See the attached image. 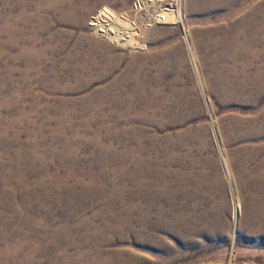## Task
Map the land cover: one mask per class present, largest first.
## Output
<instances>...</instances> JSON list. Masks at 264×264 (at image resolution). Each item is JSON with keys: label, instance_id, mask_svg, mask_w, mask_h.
I'll return each mask as SVG.
<instances>
[{"label": "rangeland", "instance_id": "374dc122", "mask_svg": "<svg viewBox=\"0 0 264 264\" xmlns=\"http://www.w3.org/2000/svg\"><path fill=\"white\" fill-rule=\"evenodd\" d=\"M56 1L49 14L32 8L24 12L29 34L38 30L35 46L48 51L27 76L14 74L19 88L5 69L7 58L0 60V250L14 248L27 236L17 260L12 263L3 257L0 264H125L128 258V264H264V222L243 218L251 191L240 170L248 154L257 156L251 169L264 157V84L249 82L238 90L221 80L228 72L225 38L237 29L231 20L238 18V7L249 8L254 0H161L156 5L147 0ZM143 2L148 7L137 8ZM104 6L136 27L137 43L143 48L130 49L94 32L90 19ZM0 8H4L1 3ZM167 8L174 9L177 18L157 22L156 14ZM253 48L264 53V44ZM142 52L151 56L150 66L139 76L146 84L148 75L153 92L148 98L154 110L141 115L145 105L138 102L126 108L131 120L113 121L117 107L104 95L95 101L92 92L121 75L131 57ZM67 55H75L78 62L69 64L82 66L85 59L96 58L103 63L111 60L116 68L100 80H92L83 69L72 77L61 69L56 70L58 76L50 71L52 63L61 64ZM260 60L264 61V54L255 64ZM74 105L70 111L68 106ZM151 138L157 148L163 144L167 152L176 153V164L166 167L170 184L183 187L197 178L213 194L218 228L203 229L196 222L197 232L157 231L164 244L151 238V224L142 222L146 209L151 219ZM162 152L154 153L163 159ZM115 170L122 175L114 186L110 178ZM176 170L187 177L176 176ZM113 188L124 194L116 198L109 215L106 198ZM131 205L137 208L133 213L137 226L124 235L118 232L114 216L120 207ZM58 238L66 239L65 247ZM29 247L36 249L32 261L25 256Z\"/></svg>", "mask_w": 264, "mask_h": 264}, {"label": "bare ground", "instance_id": "6f19581e", "mask_svg": "<svg viewBox=\"0 0 264 264\" xmlns=\"http://www.w3.org/2000/svg\"><path fill=\"white\" fill-rule=\"evenodd\" d=\"M147 1L150 4L156 5L161 0H147ZM198 1L203 2V0H198ZM232 1H234V0H232ZM56 2H57L56 0H0V3L4 7V8H0V15L2 13H3L2 15H5V18H4L5 20L3 23L4 28L0 29V37L3 38V40L0 42L1 43L0 44V60L2 57L7 58V63L4 65V66H6V65L7 66H6V68L5 67L4 68L7 70V73L10 77V80H12L13 84H15L14 74L16 72L21 74L19 76H22V75H23V77L27 76L28 72L34 70V68L37 69V67H35L36 64L38 62H40V60L42 59L41 57L44 54V51H46V50L48 51V49H46L47 47L45 49H37V47L35 46V44H36L35 33L38 30L35 29V32L33 34H29L30 32L27 30V23L29 22V18L26 17V15L24 13L25 10L27 8H32V9H35V11H37V12L38 11H44V12H47L49 14L50 11H52L53 8L55 9V7L58 5ZM143 6L146 9L148 7L147 2H143V3H141V5L137 4V8H143ZM244 8L243 7L237 8L236 11H237V13H239L238 18L237 19L235 18V21L231 20L233 22L231 24V26H234V27L236 26L237 29L231 31L230 35L226 36V38H225L226 39V47H225L226 50H225L224 56H226L227 59H229L227 62V65H225L226 66L225 68H227L228 72L226 71L227 73H224L223 75L221 74L222 75L221 80L226 82L227 87L229 89L231 87H235V89L238 88V90L244 89L245 86H247V84L249 82H253V83L259 82V84L261 86H263V84H264V63H263L264 61H261L262 60L261 59L260 63L258 61V63L255 64V61H257V59L260 58L261 55H263L264 53H262L263 50L260 48L259 49L253 48L254 46L256 47V45L264 44V0H254V2L250 4L249 8H247V7H246V9H244ZM164 11L162 13L156 14L155 20L157 22H166L168 19H169V21H171V20L173 21L175 18H177L176 16H174L175 15L174 9L167 8ZM47 24H50V23H47ZM90 24L94 27L95 33H97L98 35L106 37L111 42L127 46L130 49L137 48V47L138 48L144 47L143 44L137 43V37L135 36V34L137 32L136 27L130 25V23L127 21V19L124 18V16L122 17L119 14L118 15L115 14L114 10H112L108 6H104L98 12L97 15L93 16L90 19ZM253 28H254V32H253ZM248 30L252 31L253 33H249ZM136 44H138V45L136 46ZM46 46H48V45H46ZM92 49H93V46H92ZM53 51H52V53H53ZM69 52H67V54H69ZM54 55H55V53H54ZM73 56H75V55H73ZM73 56L67 55L64 60L62 59L63 61H62V63L60 62L61 64H58L57 61H55L54 64L52 63V65L50 67V71H52L53 73H57L56 75L58 76V72L56 70L61 69L63 71V73L65 72L67 74V76L70 74L73 76H79L78 70L83 69L84 71L88 72L91 79L94 78V79L100 80L102 78L104 79V77H107L110 70L113 71L116 68L115 62L110 60V62L105 61L106 63H103L101 61H98L96 58H94L96 60H94L93 58L92 59H85L84 64L82 66L75 65L78 62H77V60L76 61L74 60ZM150 58H151V56H149L147 53H144V52L135 53L131 57L130 62H128L129 64L127 65V67L125 66L126 69L123 70L121 75L115 77L110 82L108 81L109 83L107 82L106 85L97 88L95 92H92L93 93L92 98H96L95 101L97 100V96L104 95V96H107L106 101L108 103H111L112 105L117 107L116 114L114 116H112L113 121H119V120L129 121V120H131L132 116H130L128 110L134 104H136L138 102L145 105V106L141 107L143 109V111L141 112V115L144 114L146 111L151 112V109L154 110L153 100H152V98H148L149 94H151V95L153 94V92L151 90L150 83H147V82H149L148 81V75L147 76L145 75L146 76L145 78L147 81V82H145L146 84H143L141 82V80H140L141 76H139L140 71L146 69V66L149 65ZM73 60L75 61V64H69V61L71 63V62H73ZM79 63H80V61H79ZM254 65L256 66L255 68H254ZM43 66H44V64H43ZM36 73H38V72L36 71ZM38 75H39V73H38ZM62 75L63 74H61V76ZM231 76L236 78V82L233 81ZM76 78H78V77H76ZM81 80H82V78H81ZM233 83L236 84L237 86L236 85L233 86ZM15 86L18 87L17 84H15ZM58 87H59V84H58ZM249 90H251V89H249ZM13 98H15V97H13ZM87 98H89V97H87ZM103 98H105V97H103ZM10 99L11 98H9V100ZM66 99H67V97H66ZM99 99H100V97H99ZM77 101H79V99ZM81 102H83V101H81ZM7 103H8V101H7ZM99 104H100V102H99ZM76 106H78V105H76ZM55 107L57 108V106H55ZM74 107H75V105L74 106H68L70 111L74 110L75 109ZM104 107H105V105H104ZM111 107H113V106H111ZM58 108H59V106H58ZM105 108H107V107H105ZM88 110H89V108H88ZM114 111H115V109H114ZM91 113L92 112L90 111V114ZM20 116L24 117L22 115H20ZM21 117H19V118H21ZM262 120L264 121V115L262 116ZM13 121H14V119H13ZM18 122H15V123L18 124ZM64 122H66V121H64ZM69 122H70V120H69ZM79 138H80V135H79ZM93 142H95V143L99 142V138H94ZM155 143H157L156 139L151 138V193H150L151 195L149 194L151 196V200H150L151 201V219H150L149 211H148V209H146L145 212L143 211V213H144L143 216H145V218L142 221L143 224H151L150 225L151 226V238L152 239L154 238V241L163 242V244H164L163 237L161 235H159V233H157V231H163L167 234H174V235H180V234L182 235L183 233H190V232H194V231L197 232V230L199 231V229H195V228L198 226L193 227V223H196V222L201 224L200 228H203V229L206 228V229H210V230L212 229L213 230V228L216 226V221H217L216 214H218V210H217L218 206L213 201V198H212L213 194H211L208 191V189L202 185L203 183L201 184V182H199L197 178L189 179V182H187L185 185H183V187H179V185H176V183H174V185H172V183L170 184V182L167 180L168 176L170 174V170H169V168H166V167H168L169 165H172V164H176V162H177L176 161V153L167 152L166 151L167 148L165 149L163 144H161L160 147L157 148L158 144H155ZM102 147L105 148L104 145ZM77 149H75V150H77ZM106 150H107V146H106ZM160 151H163L166 154L163 159H158L157 158L158 156H156L157 153H156V155L154 153V152H160ZM163 152H162V154H163ZM177 155L179 156V154H177ZM255 157H257V156L253 152V154L252 153L248 154L246 156L245 160L242 163H240V170H241V173L243 176V180L245 182V185L247 187H249L250 191H251L250 192L251 195L245 199V204H244L245 216L243 218H245L246 220L257 222V223L261 224L264 222V157H262L259 160L258 166L256 168L251 169L252 167L250 168V163ZM139 161H141V160H139ZM142 161L140 164L144 163V160H142ZM235 162H236V160H235ZM199 163H201V162H199ZM163 166H164V168H163ZM180 166H181V164H180ZM193 166L195 167V165H193ZM102 173H103V171H102ZM112 173H113V171H112ZM119 173L121 174V172H117L115 170L114 173L111 174L112 176L110 178V182L113 185L116 183L117 179L119 178V176H120ZM174 174L176 176L180 175V174H184L187 177V173L180 171V170L174 171ZM123 194H124V190H119L116 188H113L110 191V193L108 194L109 197H107L108 199L106 198L107 201H106V208H105V209H107V212L109 215L113 214L111 208H112L113 204L115 203L116 198L122 197ZM150 196H148V198ZM135 211H137V208L135 206L131 205L128 207H126V206L120 207L118 209V211L115 212L114 221H115V224L119 228L118 232L124 233V235L126 233L128 234L131 231L135 232V230H136L135 226H137V225H135V219H133L134 218L133 213ZM219 220H221V219H219ZM81 222H83V221H81ZM104 225H105V223H104ZM137 228H139V227H137ZM146 228H148V226ZM103 230H107V229H103ZM101 231H102V229H101ZM31 233H33V232H31ZM117 236H118V234H117ZM120 236H122V235H120ZM62 239H64V238L62 237ZM65 240H59V238H58L59 244L62 247H65V245H66ZM111 240H113V239H111ZM26 241H27V236L24 237V239H22V240H18L16 242V245L14 248H11L9 246H5L4 248H2L0 250V259L5 257L4 259L7 258L9 262L14 263L17 260V259H15V255L18 254L17 250L18 249L21 250V249L25 248V246H27L25 244ZM44 242H45V240H44ZM90 245H91V243H90ZM94 248L95 247H93V249ZM34 249L35 248L29 247V249L26 250L27 252H25V256L27 257V259L29 261H32ZM78 250H79V248H78ZM99 250H101V249H99ZM114 252H115V250H114ZM83 254L85 257L86 253H83ZM61 257H62V255H61ZM91 258H93V257L91 256ZM53 259H54V257H53ZM130 259L131 258L126 259L125 264L130 263ZM89 261H87V262H89ZM22 263H23V261H22ZM78 263H79V261H78ZM6 264H8V262Z\"/></svg>", "mask_w": 264, "mask_h": 264}]
</instances>
